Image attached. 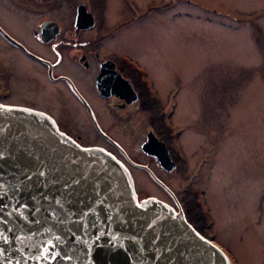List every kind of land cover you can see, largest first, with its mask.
I'll use <instances>...</instances> for the list:
<instances>
[{"label": "flooded vegetation", "instance_id": "af4514ba", "mask_svg": "<svg viewBox=\"0 0 264 264\" xmlns=\"http://www.w3.org/2000/svg\"><path fill=\"white\" fill-rule=\"evenodd\" d=\"M156 1L0 0V103L43 111L74 141L110 152L128 169L137 199L156 195L137 188L136 171L144 173L162 193L155 197L205 236L190 216L194 192L182 177L188 167L181 131H174V145L166 125L180 101L179 80L167 82L164 57L140 36L161 27L167 1ZM136 36L147 44L143 58L134 53ZM129 121L139 124V147L147 138L162 142L165 164L143 150L147 160L132 157L123 141L135 138Z\"/></svg>", "mask_w": 264, "mask_h": 264}, {"label": "rangeland", "instance_id": "374dc122", "mask_svg": "<svg viewBox=\"0 0 264 264\" xmlns=\"http://www.w3.org/2000/svg\"><path fill=\"white\" fill-rule=\"evenodd\" d=\"M166 1L161 27L140 36L164 57L167 82L179 80L180 101L166 125L172 144L177 128L184 142L190 216L232 264H264V0ZM137 40L134 53L143 58L147 44ZM125 127L135 132L123 139L130 154L147 160L139 124ZM136 176L141 192L162 196L147 175Z\"/></svg>", "mask_w": 264, "mask_h": 264}, {"label": "water", "instance_id": "95a60500", "mask_svg": "<svg viewBox=\"0 0 264 264\" xmlns=\"http://www.w3.org/2000/svg\"><path fill=\"white\" fill-rule=\"evenodd\" d=\"M0 106V264H230L181 210L137 199L110 152L43 111ZM140 147L166 163L162 142Z\"/></svg>", "mask_w": 264, "mask_h": 264}, {"label": "snow or ice", "instance_id": "6c2138e0", "mask_svg": "<svg viewBox=\"0 0 264 264\" xmlns=\"http://www.w3.org/2000/svg\"><path fill=\"white\" fill-rule=\"evenodd\" d=\"M0 107H2V106H0Z\"/></svg>", "mask_w": 264, "mask_h": 264}]
</instances>
